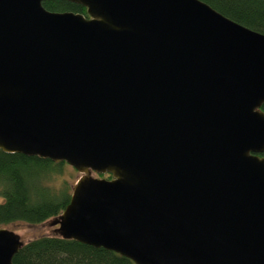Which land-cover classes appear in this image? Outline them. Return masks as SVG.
I'll return each mask as SVG.
<instances>
[{
	"label": "water",
	"instance_id": "1",
	"mask_svg": "<svg viewBox=\"0 0 264 264\" xmlns=\"http://www.w3.org/2000/svg\"><path fill=\"white\" fill-rule=\"evenodd\" d=\"M42 1L0 0V149L81 173L53 232L136 264H264V32L204 0ZM24 242L0 226V264Z\"/></svg>",
	"mask_w": 264,
	"mask_h": 264
},
{
	"label": "trees",
	"instance_id": "2",
	"mask_svg": "<svg viewBox=\"0 0 264 264\" xmlns=\"http://www.w3.org/2000/svg\"><path fill=\"white\" fill-rule=\"evenodd\" d=\"M204 1L226 16L264 32V0ZM42 3L49 10H71L87 15L85 6L69 0H43ZM261 107L264 110V104ZM67 165L66 161L55 162L38 155L0 149V225L13 221L35 224L61 213L70 199V184L65 178L58 184L52 180ZM13 263L136 264L114 250L63 238L54 232L25 240L14 254Z\"/></svg>",
	"mask_w": 264,
	"mask_h": 264
},
{
	"label": "rangeland",
	"instance_id": "3",
	"mask_svg": "<svg viewBox=\"0 0 264 264\" xmlns=\"http://www.w3.org/2000/svg\"><path fill=\"white\" fill-rule=\"evenodd\" d=\"M68 164V163H67ZM81 173L72 165L68 164L62 173L52 180V183L58 184L62 178L69 181L70 189ZM97 176H106L107 173H93ZM107 177V176H106ZM0 226H6L19 232L24 240H28L36 235L53 233V226L49 224V219L39 223H27L24 221H13Z\"/></svg>",
	"mask_w": 264,
	"mask_h": 264
}]
</instances>
